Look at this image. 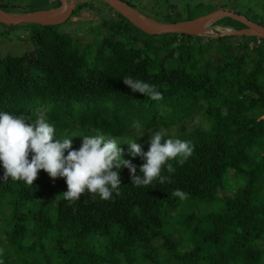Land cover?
I'll use <instances>...</instances> for the list:
<instances>
[{
    "label": "trees",
    "instance_id": "trees-1",
    "mask_svg": "<svg viewBox=\"0 0 264 264\" xmlns=\"http://www.w3.org/2000/svg\"><path fill=\"white\" fill-rule=\"evenodd\" d=\"M143 6L161 22L195 18L171 0ZM113 14L84 48L38 24L31 47L0 55V111L42 115L56 138L75 136L74 149L83 135L119 143L144 132L136 142L147 151L161 131L193 152L148 186L122 167L120 193L107 200L85 192L69 202L65 179L42 169L32 185L0 179V264H264V38L151 35ZM125 77L162 99L132 92ZM119 147L139 175L143 158Z\"/></svg>",
    "mask_w": 264,
    "mask_h": 264
},
{
    "label": "clouds",
    "instance_id": "clouds-1",
    "mask_svg": "<svg viewBox=\"0 0 264 264\" xmlns=\"http://www.w3.org/2000/svg\"><path fill=\"white\" fill-rule=\"evenodd\" d=\"M122 81L132 92L142 93L149 100L162 99L161 92L153 84L131 77ZM143 134L119 143L99 132L83 135L80 146L74 149L71 145L75 136L56 138L54 126L42 115H38L35 122H29L23 116L0 111V168L3 169L0 179L11 178L32 185L38 170L42 169L51 178L65 179L67 190L63 192V198L69 202L76 201L85 192L107 200L113 193H120L122 167L128 168L133 185L148 186L154 179H163L160 175L162 166L171 172L173 168L169 161L175 159L176 163L183 164L193 152L190 142L165 139L166 133L161 131L151 133L148 150L143 151L136 142ZM121 142L127 144L132 157L143 158L139 175L131 161L123 157L124 150L119 147ZM174 195L183 198L180 191Z\"/></svg>",
    "mask_w": 264,
    "mask_h": 264
},
{
    "label": "rangeland",
    "instance_id": "rangeland-1",
    "mask_svg": "<svg viewBox=\"0 0 264 264\" xmlns=\"http://www.w3.org/2000/svg\"><path fill=\"white\" fill-rule=\"evenodd\" d=\"M131 3L135 8L142 12L149 13L144 8L147 0H124ZM175 3L177 11L183 15L192 13L197 16L205 15L217 9L236 12L245 15L248 19L264 25V0H171ZM89 4L78 7L73 14L65 22L56 25L58 32L68 33L74 38V42L84 48L86 43L101 40L107 33L103 26V20L113 17L111 13L114 11L102 0H90ZM58 0H0V5L6 11L33 12L38 10H47L56 7ZM118 18V16L116 17ZM115 19V18H114ZM232 19V18H230ZM223 18L211 25L209 32H221L227 29L242 28L239 21ZM34 28L41 26L34 23H22L15 26H8L0 23V55L21 54L25 48L31 47L33 41L31 32ZM35 211L37 206H35ZM54 203H50L47 207L48 214L54 215ZM40 209V208H39ZM38 210V209H37Z\"/></svg>",
    "mask_w": 264,
    "mask_h": 264
},
{
    "label": "water",
    "instance_id": "water-1",
    "mask_svg": "<svg viewBox=\"0 0 264 264\" xmlns=\"http://www.w3.org/2000/svg\"><path fill=\"white\" fill-rule=\"evenodd\" d=\"M59 1L60 4L57 7L26 13H13L0 7V23L8 26H15L22 23H34L44 26L58 25L69 19L76 8V5L82 2V0ZM102 1L114 11L129 20L141 31L151 35L187 34L194 36L205 35L213 38H219L227 35H246L264 38V25L248 19L245 15L232 11L217 9L192 19H185L176 22H161L153 17H150L146 13L141 12L139 9L124 0ZM223 18H232L239 21L244 26L238 29H227L218 33L205 32L206 28L212 25V23Z\"/></svg>",
    "mask_w": 264,
    "mask_h": 264
},
{
    "label": "crops",
    "instance_id": "crops-1",
    "mask_svg": "<svg viewBox=\"0 0 264 264\" xmlns=\"http://www.w3.org/2000/svg\"><path fill=\"white\" fill-rule=\"evenodd\" d=\"M78 1H79V0H78ZM78 1H77V2H78ZM89 1H90V0H82V2H89ZM78 5H79V3L76 5L75 10L78 8ZM57 6H59V5H57ZM57 6H56V7H57ZM54 7H55V6H54ZM36 10H38V9H36ZM75 10H74V11H75ZM74 11H73V12H74ZM11 12H12V11H11ZM26 12H29V11H23V13H26ZM15 13H22V12H21V11H20V12L18 11V12H15ZM72 14H73V13H72ZM111 15H114L113 12L111 13Z\"/></svg>",
    "mask_w": 264,
    "mask_h": 264
},
{
    "label": "bare ground",
    "instance_id": "bare-ground-1",
    "mask_svg": "<svg viewBox=\"0 0 264 264\" xmlns=\"http://www.w3.org/2000/svg\"><path fill=\"white\" fill-rule=\"evenodd\" d=\"M211 25L209 27L206 28L205 32H209L211 30ZM209 33H212V32H209ZM215 33V32H214Z\"/></svg>",
    "mask_w": 264,
    "mask_h": 264
}]
</instances>
